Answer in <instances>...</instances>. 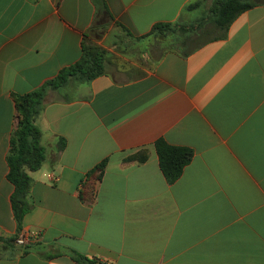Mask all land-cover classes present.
I'll use <instances>...</instances> for the list:
<instances>
[{
	"label": "crops",
	"instance_id": "crops-1",
	"mask_svg": "<svg viewBox=\"0 0 264 264\" xmlns=\"http://www.w3.org/2000/svg\"><path fill=\"white\" fill-rule=\"evenodd\" d=\"M213 3L0 0V264H264V4L221 30ZM157 24L176 32L150 35ZM194 34L212 39L172 48ZM85 42L105 51V73L47 89L36 119L46 160L30 173L19 233L7 163L16 96L78 62ZM161 139L193 151L174 183ZM140 151L146 161H126ZM23 234L25 245L10 241Z\"/></svg>",
	"mask_w": 264,
	"mask_h": 264
},
{
	"label": "trees",
	"instance_id": "trees-1",
	"mask_svg": "<svg viewBox=\"0 0 264 264\" xmlns=\"http://www.w3.org/2000/svg\"><path fill=\"white\" fill-rule=\"evenodd\" d=\"M264 4V0L262 2ZM194 4L189 6L191 9ZM255 0H214L212 13L214 26L221 30H227L235 19L247 10L255 7ZM172 30L170 24H157L150 35L163 34ZM176 37L178 35H175ZM199 35L178 36L173 43L172 48L184 50L189 54L197 49L194 45L199 41ZM197 46V47H196ZM106 53L98 46L91 43H84L83 53L78 62L65 68L60 74L46 85L24 95L16 96V107L18 114V124L11 138L10 150L7 156L9 166L8 180L14 185L12 195V207L17 223V229L20 233L23 229V220L31 209L28 195L32 186L30 173L41 168L46 160V149L41 143V131L36 125V119L43 108V101L48 88L60 89L67 84L69 79L75 78L81 82H89L92 79L105 73ZM65 145L62 140L60 147ZM159 158L160 169L169 183L177 181L184 168L191 162L193 151L188 148H182L169 145L165 140H158L155 144ZM146 151H140L129 156L126 161H136L142 163L146 161ZM107 160L101 162L96 168L87 174V184L82 191L81 198L92 199V185L94 180H100ZM18 237L10 239L11 242ZM74 259L80 264H95L84 256L76 255Z\"/></svg>",
	"mask_w": 264,
	"mask_h": 264
},
{
	"label": "built area",
	"instance_id": "built-area-1",
	"mask_svg": "<svg viewBox=\"0 0 264 264\" xmlns=\"http://www.w3.org/2000/svg\"><path fill=\"white\" fill-rule=\"evenodd\" d=\"M26 241H27V239H26V236L24 234L19 235V237L16 240L17 244H19V245H25Z\"/></svg>",
	"mask_w": 264,
	"mask_h": 264
},
{
	"label": "rangeland",
	"instance_id": "rangeland-1",
	"mask_svg": "<svg viewBox=\"0 0 264 264\" xmlns=\"http://www.w3.org/2000/svg\"><path fill=\"white\" fill-rule=\"evenodd\" d=\"M256 2V1H255ZM261 2H262V0H261ZM260 2V3H261ZM257 3V2H256ZM212 39V36H211V34L208 36V37H202L196 44H194V45H199V44H203V43H205V42H207L208 40H211ZM175 42V41H174ZM19 237V236H18Z\"/></svg>",
	"mask_w": 264,
	"mask_h": 264
},
{
	"label": "water",
	"instance_id": "water-1",
	"mask_svg": "<svg viewBox=\"0 0 264 264\" xmlns=\"http://www.w3.org/2000/svg\"><path fill=\"white\" fill-rule=\"evenodd\" d=\"M257 3H260L261 2V0H255ZM97 264H103V263H101V262H99V263H97Z\"/></svg>",
	"mask_w": 264,
	"mask_h": 264
}]
</instances>
